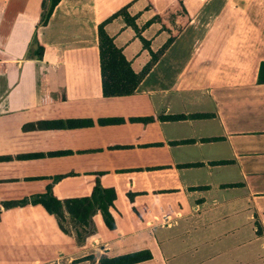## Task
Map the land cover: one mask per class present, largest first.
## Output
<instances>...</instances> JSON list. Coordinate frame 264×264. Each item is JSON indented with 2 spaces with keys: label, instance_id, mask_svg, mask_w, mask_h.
Segmentation results:
<instances>
[{
  "label": "crops",
  "instance_id": "0c3cea01",
  "mask_svg": "<svg viewBox=\"0 0 264 264\" xmlns=\"http://www.w3.org/2000/svg\"><path fill=\"white\" fill-rule=\"evenodd\" d=\"M41 20L42 0H0V203L87 196L102 172L115 227L95 215L78 243L41 204L2 209L0 242L32 245L15 259L264 264V0H60ZM102 22L151 63L131 94L103 95Z\"/></svg>",
  "mask_w": 264,
  "mask_h": 264
},
{
  "label": "trees",
  "instance_id": "16d2710c",
  "mask_svg": "<svg viewBox=\"0 0 264 264\" xmlns=\"http://www.w3.org/2000/svg\"><path fill=\"white\" fill-rule=\"evenodd\" d=\"M59 1L42 0V23L45 24L47 22ZM116 14H122L127 22L135 26L132 19L127 15L125 8L119 10ZM161 18L162 16L157 12L155 19L161 20ZM104 22L98 26V48L103 95L110 97L131 94L149 70L151 63H148L140 72H134L129 61L123 55L122 50L114 44L112 37L105 31ZM174 35L171 36L157 54H153L154 59L170 43ZM41 53L42 46H40L39 56H41ZM257 81L258 83H264V61L260 62ZM102 175V172L88 174L87 181L89 183L90 194L87 196L65 197L61 199L49 187L45 193L1 202L0 213L2 209L23 207L28 204H41L48 213L54 215L62 231L74 235L79 243L94 230L92 221L95 215H100L102 222L110 230L115 227V220L111 209L114 207L116 191L113 186L101 184L100 178ZM132 196L131 193H128L129 199H132ZM256 224L258 225L257 233L261 234L262 230L259 224Z\"/></svg>",
  "mask_w": 264,
  "mask_h": 264
},
{
  "label": "rangeland",
  "instance_id": "374dc122",
  "mask_svg": "<svg viewBox=\"0 0 264 264\" xmlns=\"http://www.w3.org/2000/svg\"><path fill=\"white\" fill-rule=\"evenodd\" d=\"M5 219L3 221V223H0V240H2L3 234H4V229H3V224L5 223ZM15 242V249L18 250V254H14L12 253V247L13 244L8 242V239H6L5 241L0 242V264H28L29 262L26 260H20L17 261L15 258L18 256L19 258L21 257L23 259V257L27 256L30 257L32 255V245L28 246L27 244L25 245V241L20 239V238H16L13 243ZM29 250V253L27 252V250ZM31 252V253H30ZM23 253H26V255L24 256Z\"/></svg>",
  "mask_w": 264,
  "mask_h": 264
}]
</instances>
